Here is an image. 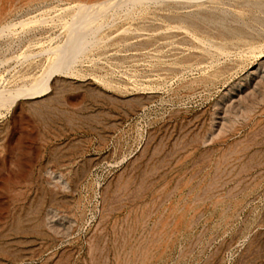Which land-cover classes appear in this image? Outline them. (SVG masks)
Segmentation results:
<instances>
[{
	"label": "rangeland",
	"instance_id": "obj_1",
	"mask_svg": "<svg viewBox=\"0 0 264 264\" xmlns=\"http://www.w3.org/2000/svg\"><path fill=\"white\" fill-rule=\"evenodd\" d=\"M0 264H264V0H0Z\"/></svg>",
	"mask_w": 264,
	"mask_h": 264
}]
</instances>
